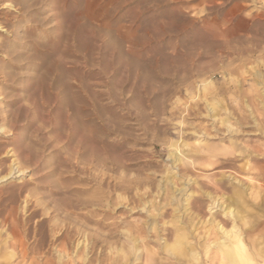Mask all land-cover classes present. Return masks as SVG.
<instances>
[{
    "label": "rangeland",
    "instance_id": "374dc122",
    "mask_svg": "<svg viewBox=\"0 0 264 264\" xmlns=\"http://www.w3.org/2000/svg\"><path fill=\"white\" fill-rule=\"evenodd\" d=\"M0 121V264H264V0H0Z\"/></svg>",
    "mask_w": 264,
    "mask_h": 264
},
{
    "label": "bare ground",
    "instance_id": "6f19581e",
    "mask_svg": "<svg viewBox=\"0 0 264 264\" xmlns=\"http://www.w3.org/2000/svg\"><path fill=\"white\" fill-rule=\"evenodd\" d=\"M31 42V41H30ZM263 68V67H262ZM43 94V93H42ZM18 96V95H17ZM14 97V96H13ZM15 101V100H14ZM17 101V100H16ZM13 102V101H12ZM18 102V101H17ZM8 103V102H7ZM6 103V104H7ZM11 103V102H10ZM5 104V103H4ZM14 105V103H13ZM5 106V105H4ZM10 106V105H9ZM12 106V105H11ZM8 107V106H7ZM19 108V107H18ZM9 113V112H8ZM18 114V113H17ZM9 119V118H8ZM14 119V118H13ZM11 120V119H10ZM5 122V120H4ZM8 123V122H7ZM0 125L2 127H4V124L0 121ZM9 125V124H8ZM16 125V124H15ZM14 126V125H13ZM12 126V127H13ZM17 127V126H16ZM15 127V128H16ZM6 128V127H4ZM10 128V127H9ZM14 130V129H13ZM6 132V129H5ZM9 132V131H8ZM11 133V132H10ZM18 134V133H17ZM10 136V135H9ZM12 136V135H11ZM23 136L25 137V135L23 134ZM29 136V135H28ZM19 137V136H18ZM23 138V137H22ZM16 139V138H15ZM21 139V136L20 138ZM23 140V139H22ZM28 140V139H27ZM13 146L11 147L10 150H7L6 154H11V156L13 157L14 155L17 156L18 158H25V159H29L31 152L30 150H28L29 146L26 145L25 143H23L20 140H8L6 141V144L3 145L0 148V151L4 150L5 147L7 146ZM36 148V147H35ZM11 150H13V152L11 153ZM39 151V150H38ZM5 152V151H4ZM42 152V151H41ZM256 152L258 153V155L255 156V159L258 160L260 163L258 164L259 166V170H258V176L260 177V181L258 182V189H257V201H258V205L261 206V204L264 203V199H260L262 192L264 190V181L262 182L261 179L264 180V164H262V162H264V153H262L259 149L256 150ZM3 153V152H2ZM33 153V152H32ZM4 155V154H2ZM44 157V156H43ZM14 158V157H13ZM17 158V157H16ZM3 158L0 157V163L2 162ZM19 161V160H18ZM27 161V160H26ZM29 161V160H28ZM27 161V162H28ZM14 162V161H13ZM25 162V161H24ZM29 163V162H28ZM35 163V162H34ZM31 164V163H30ZM42 164V163H41ZM14 165V164H13ZM42 166V165H41ZM33 167V166H31ZM39 168V166H38ZM13 169L14 166L10 167V171H8L6 174L0 176V180L4 179L5 177L13 174ZM16 169V168H15ZM43 169V168H42ZM1 170V169H0ZM42 171V170H41ZM51 171V170H50ZM52 172V171H51ZM3 173V172H2ZM16 172H14L15 174ZM45 173V172H44ZM55 173V172H53ZM0 175H1V171H0ZM42 175V174H41ZM14 176V175H13ZM17 176V175H16ZM47 177V176H46ZM8 178V177H7ZM2 181V180H1ZM13 182V181H12ZM239 183V181H238ZM40 184V181H39ZM42 184V182H41ZM49 184V183H48ZM16 187V186H13ZM52 187V186H50ZM47 188V187H46ZM49 189V187H48ZM47 189V190H48ZM53 189V188H52ZM20 190V189H19ZM59 192V191H57ZM220 202V201H219ZM237 200L233 199V203H229L227 205L224 206V211L225 214H227L228 216L232 217L233 219V225L232 227H226L225 225H223L221 222L216 224V228H218V230L221 232V237L214 241L211 246H214L217 249L218 253H222L224 255V257L226 256L228 260L232 261L233 264H251L253 262V258H252V253L249 251V248H247V245L245 243L244 240V236L243 233L240 230V227L237 224V221H239L242 216L240 214V211L237 209L236 205L237 204ZM218 203V202H217ZM216 204V203H215ZM71 206V205H70ZM256 206V205H255ZM223 219V218H222ZM255 235V234H254ZM252 236V235H251ZM43 237V236H42ZM223 238V239H222ZM255 244H257L256 247V253H261L263 251V246H264V242L262 240V238L258 237L257 239H255ZM22 243V242H21ZM23 245V244H22ZM183 245H184V241L183 239H179L176 244L173 247H170L171 251L173 254L176 253H183ZM253 246V245H252ZM262 246V247H261ZM252 249V248H251ZM253 250V249H252ZM29 252V249L25 248V251L22 250L21 252V258H24L25 256L28 257L29 254H27ZM217 253V254H218ZM216 254V255H217ZM66 255V253H63L62 251H60L59 254V258L63 259L64 256ZM199 257V256H198ZM32 258V257H31ZM30 261V260H29ZM19 262V261H18ZM21 264V263H20ZM29 264V263H28ZM163 264V263H162ZM262 264V263H261Z\"/></svg>",
    "mask_w": 264,
    "mask_h": 264
},
{
    "label": "crops",
    "instance_id": "0c3cea01",
    "mask_svg": "<svg viewBox=\"0 0 264 264\" xmlns=\"http://www.w3.org/2000/svg\"><path fill=\"white\" fill-rule=\"evenodd\" d=\"M263 242H264V241H263ZM255 243H256V242H255ZM255 243H254V244H255ZM256 246H257V248L260 247V246H258L257 244H256ZM261 247H262V246H261ZM263 249H264V246H263ZM263 251H264V250H263ZM263 251H262L261 253H264Z\"/></svg>",
    "mask_w": 264,
    "mask_h": 264
}]
</instances>
